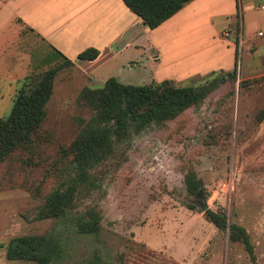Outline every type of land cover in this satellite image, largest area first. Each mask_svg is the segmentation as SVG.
Returning <instances> with one entry per match:
<instances>
[{"label": "rangeland", "instance_id": "obj_1", "mask_svg": "<svg viewBox=\"0 0 264 264\" xmlns=\"http://www.w3.org/2000/svg\"><path fill=\"white\" fill-rule=\"evenodd\" d=\"M5 1L0 0V7ZM220 2V12L228 14V0ZM232 9V23L226 21L228 16L215 18L209 25L197 20L198 30L196 20L186 16L173 27L175 41L192 26L190 39L182 38L187 43L184 51L190 54L209 37L222 46L233 43V31L237 27L241 36L242 24L245 30L264 32V0H235ZM13 22L12 39L0 60V74L6 76L0 85V117L8 115L13 96L30 72L62 61L55 57L46 62L50 50L24 28L15 30ZM223 29L228 30L227 37H222ZM156 36L151 34V39ZM167 37L160 38L166 43ZM135 41L141 47L113 43L95 60L72 57L71 66L56 72L44 106V128L52 133L46 152L69 142L77 131V119L89 116L87 108L75 103L82 87H99L107 77L123 84H150L166 78L162 72L168 75L174 70L176 66L160 70L162 61L151 58L145 37L137 36ZM178 41L182 43L181 38ZM240 45L230 60V70L235 71L232 81L218 85L198 106L185 109L163 126L115 147L94 167L100 187L78 199L74 211L95 207L99 230L77 244L64 262L93 253L100 258L98 264H250L238 243L228 242L225 233L204 220L203 204L242 226L256 263L264 264V34L245 47ZM183 53L172 51L166 59ZM200 76L191 78L200 80ZM176 80L173 84L178 86L190 79ZM188 169L200 180L199 195L185 192L183 175ZM21 174L19 167H10L7 174L0 171V264H34L6 260L4 246L12 237L42 234L53 222L35 218L42 204L38 193L43 191L32 189L38 180L36 172L26 182ZM49 185L47 180L43 189Z\"/></svg>", "mask_w": 264, "mask_h": 264}, {"label": "trees", "instance_id": "obj_2", "mask_svg": "<svg viewBox=\"0 0 264 264\" xmlns=\"http://www.w3.org/2000/svg\"><path fill=\"white\" fill-rule=\"evenodd\" d=\"M146 27L154 28L174 14L189 0H120ZM237 40L235 39V44ZM46 62L58 57L62 61L41 71L30 72L15 95L7 116L0 117V171L22 168V178L35 174L32 189L42 204L37 208V220L52 219L42 234L20 235L8 239L4 258L8 261H28L34 264H98L99 257L87 255L64 262L81 241L98 233L100 216L93 206L74 211L78 199L100 187L94 167L102 163L115 147L147 130L163 126L189 107L198 106L218 85L232 81L234 68L226 72H211L200 80L189 78L188 84L174 85L170 80L131 85L106 78L101 86L82 87L75 103L90 112L86 119H77V131L72 139L59 144L53 152L45 148L52 142V133L44 128L45 104L52 91V81L58 70L72 65L59 52L50 50ZM236 52L234 53L235 56ZM94 48H86L75 59L93 60ZM217 73V74H216ZM195 80L194 82H191ZM50 185L43 189L46 181ZM185 192L193 195L201 189L199 179L188 169L183 175ZM202 216L228 242L238 243L250 264H257L253 246L245 229L228 222L222 211L206 209Z\"/></svg>", "mask_w": 264, "mask_h": 264}, {"label": "crops", "instance_id": "obj_3", "mask_svg": "<svg viewBox=\"0 0 264 264\" xmlns=\"http://www.w3.org/2000/svg\"><path fill=\"white\" fill-rule=\"evenodd\" d=\"M220 1L189 0L159 25L148 28L120 0H6L0 7V60L5 47L12 39L10 33L12 29L9 28L14 21L15 30L24 28L40 39L46 49L57 51L68 60L75 58L77 53L86 48L96 49L97 55L93 59L95 60L107 51L108 46L118 42L132 48L141 47L140 41H135V38L143 36L154 62L161 59L162 62L159 61L158 65L160 70L176 66L168 75L162 72L161 75H164L162 77L166 78H159L158 81L166 79L175 82L176 79L191 78L195 75L204 76L208 72L230 71V60L234 57L237 46L243 44L245 47L249 42L263 36V31L251 32L253 30H245L242 24L241 36L237 27L233 31L235 33L233 43L222 46L220 41L209 37V42L190 54L184 51L187 43L182 38L190 39L192 26L178 35L177 42L173 37L175 34L173 27H177L179 21L186 16L196 20V30L197 20L209 25L215 18L228 16L226 21L232 23L235 19L234 11L232 13L235 0H228L227 10L229 4L231 6L228 14L220 12ZM205 5H207L205 10L200 11ZM246 7H249V4ZM225 30L228 31L227 29L222 31ZM237 32L240 39L235 44ZM257 33L260 35L257 36ZM151 34H156V39H159L157 41L155 38L151 39ZM163 34L168 36L166 43L160 38ZM179 38L182 43H179ZM182 50L185 53L170 60L166 59L167 55L172 56V51L178 54ZM191 57L194 58L193 61ZM2 80H6L4 74H0V85Z\"/></svg>", "mask_w": 264, "mask_h": 264}, {"label": "built area", "instance_id": "obj_4", "mask_svg": "<svg viewBox=\"0 0 264 264\" xmlns=\"http://www.w3.org/2000/svg\"><path fill=\"white\" fill-rule=\"evenodd\" d=\"M260 9H262V6H259ZM257 35H260V33H257ZM228 33L226 31L222 32V37H227Z\"/></svg>", "mask_w": 264, "mask_h": 264}, {"label": "water", "instance_id": "obj_5", "mask_svg": "<svg viewBox=\"0 0 264 264\" xmlns=\"http://www.w3.org/2000/svg\"><path fill=\"white\" fill-rule=\"evenodd\" d=\"M198 194L197 195H199V191L197 192ZM200 210L201 211H205L206 210V206L205 205H203V204H201V206H200Z\"/></svg>", "mask_w": 264, "mask_h": 264}]
</instances>
